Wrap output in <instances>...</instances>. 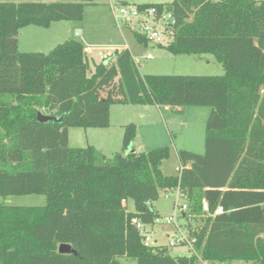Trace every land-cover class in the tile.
Listing matches in <instances>:
<instances>
[{
    "label": "trees",
    "instance_id": "16d2710c",
    "mask_svg": "<svg viewBox=\"0 0 264 264\" xmlns=\"http://www.w3.org/2000/svg\"><path fill=\"white\" fill-rule=\"evenodd\" d=\"M95 2L0 0V196L46 199L0 203V264H196L195 255L145 245L135 228L152 224L159 191L177 186L194 215L189 225L202 260L264 264V0L138 3L172 8L173 39L160 46L174 55L214 54L221 75H141L128 48L89 74L75 39L48 52L19 50L21 28L81 20ZM128 101L210 107L204 152L178 151L180 170L164 174L169 146L126 153L132 122L122 125V149L110 157L92 145L69 146V127H108L109 105ZM38 112L58 120L39 121ZM61 243L77 254L58 252Z\"/></svg>",
    "mask_w": 264,
    "mask_h": 264
},
{
    "label": "rangeland",
    "instance_id": "374dc122",
    "mask_svg": "<svg viewBox=\"0 0 264 264\" xmlns=\"http://www.w3.org/2000/svg\"><path fill=\"white\" fill-rule=\"evenodd\" d=\"M135 3H167L171 0H132ZM18 38V37H17ZM68 39L82 40L87 49L89 72L96 64H106L107 54L113 49L128 46L132 56L139 58L141 75H221L224 72L221 61L214 54H171L166 48L153 45H141L133 33L123 27L116 26L112 12L105 0H96L94 4L84 7L81 20H62L53 22L49 27L29 25L23 28L18 38L20 51L48 52L55 45ZM120 50L111 54L114 60ZM116 52V53H115ZM150 53L151 59L144 58ZM92 57V58H91ZM91 58V59H90ZM110 62V60H109ZM113 62V61H112ZM114 81H117V77ZM107 88L101 91L106 95ZM210 112L208 106H184L165 109L149 103L114 102L109 105V125L101 128H68V144L71 147H85L95 144L107 157L122 149V125L134 123L137 131L134 141L127 152L147 151L152 148L169 146L170 155L162 161L160 168L164 174L175 175L179 168L177 153L188 150L195 153L204 152L205 122ZM165 191L160 190L153 205L161 215L172 211L174 197L165 198ZM43 194H24L0 196V203L9 205L40 206L45 204ZM131 199L127 201V210L133 211ZM191 222H195L194 219ZM155 232L164 229L154 226ZM149 241L156 238L157 244H167L163 234L149 235ZM171 255L186 254L184 248H169ZM121 264H135L131 259H120ZM196 264H245L234 260L230 263L209 262L202 260Z\"/></svg>",
    "mask_w": 264,
    "mask_h": 264
},
{
    "label": "built area",
    "instance_id": "2783aa9c",
    "mask_svg": "<svg viewBox=\"0 0 264 264\" xmlns=\"http://www.w3.org/2000/svg\"><path fill=\"white\" fill-rule=\"evenodd\" d=\"M105 1L112 12V18L116 26H123L129 29L133 35H139L146 41V45L165 46L173 39V28L176 20L172 8L164 6L159 9L154 5L139 7L132 0L124 2L118 0ZM143 57L151 59L152 55L146 53ZM133 60L136 67L139 68V58L133 57ZM164 191L165 198L171 195L174 197L171 213L155 217L154 222L149 225L136 221L135 228L144 237L143 242L145 245H161L157 244L156 238L152 242L149 241V235L161 233L168 239L167 244L164 245L169 248H184L187 251L186 254L195 255L197 260L201 262L202 258L195 249L196 237L191 234L192 226L189 225L194 215L188 212L189 204L185 194L179 186L173 189L165 188ZM203 209L207 210L205 202H203ZM221 211V207H218L215 212L219 213ZM154 226H160L164 230L155 232L153 230Z\"/></svg>",
    "mask_w": 264,
    "mask_h": 264
},
{
    "label": "water",
    "instance_id": "95a60500",
    "mask_svg": "<svg viewBox=\"0 0 264 264\" xmlns=\"http://www.w3.org/2000/svg\"><path fill=\"white\" fill-rule=\"evenodd\" d=\"M37 119L39 121H49V120H58V118L56 116H52V115H46V114H43L41 112H38L37 113ZM58 252L60 253H72V254H77L76 251L71 247L70 244H67V243H61L59 246H58Z\"/></svg>",
    "mask_w": 264,
    "mask_h": 264
},
{
    "label": "crops",
    "instance_id": "0c3cea01",
    "mask_svg": "<svg viewBox=\"0 0 264 264\" xmlns=\"http://www.w3.org/2000/svg\"><path fill=\"white\" fill-rule=\"evenodd\" d=\"M29 26V25H28ZM25 27H27V26H25ZM25 27H23V28H25ZM49 27V26H48ZM23 28H21L20 30H19V32H18V38H19V35H20V32H21V30L23 29ZM18 38H17V40H18ZM81 42H82V40H80ZM83 43V42H82ZM19 46V45H18ZM85 47V46H84ZM19 48V47H18ZM123 48H128V46L127 45H125L124 47H122L121 49H123ZM85 49V52H86V55L88 56V53H87V49L86 48H84ZM121 49H118V48H115V49H113L109 54H107V59H109L110 61H114V59L113 58H111V54H112V52H114L115 50H121ZM129 49V48H128ZM92 58V57H91ZM90 58V59H91ZM108 60V61H109ZM107 61V62H108ZM93 71H94V69L91 71V72H88L89 74H92L93 73ZM164 108L165 109H169L170 107H168V106H164ZM179 109V108H178ZM106 128V127H105ZM101 129H104V128H101ZM137 131V130H136ZM135 139V138H134ZM91 145L92 146H94L96 149H98V150H100L101 152L103 151L101 148H97L96 146H95V144H92L91 143ZM103 153V152H102ZM159 214V213H158ZM169 214V213H168ZM159 215H161V214H159Z\"/></svg>",
    "mask_w": 264,
    "mask_h": 264
}]
</instances>
